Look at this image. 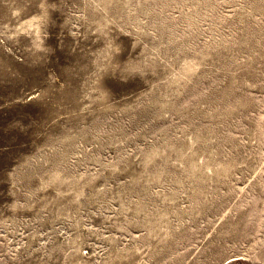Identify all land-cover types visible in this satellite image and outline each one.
Segmentation results:
<instances>
[{
  "label": "rangeland",
  "instance_id": "374dc122",
  "mask_svg": "<svg viewBox=\"0 0 264 264\" xmlns=\"http://www.w3.org/2000/svg\"><path fill=\"white\" fill-rule=\"evenodd\" d=\"M0 264H264V0H0Z\"/></svg>",
  "mask_w": 264,
  "mask_h": 264
}]
</instances>
